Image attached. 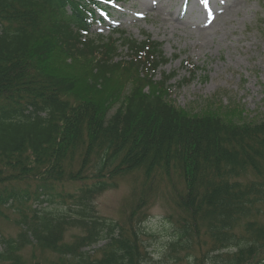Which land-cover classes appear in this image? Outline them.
I'll list each match as a JSON object with an SVG mask.
<instances>
[{
    "label": "trees",
    "instance_id": "trees-1",
    "mask_svg": "<svg viewBox=\"0 0 264 264\" xmlns=\"http://www.w3.org/2000/svg\"><path fill=\"white\" fill-rule=\"evenodd\" d=\"M112 1L0 0V209L32 202L19 236L2 237L0 261L20 263L35 242L58 254L51 264H147L141 225L165 192L162 264H264V116L179 105L177 72L155 79L168 59L160 41L93 31ZM63 57L88 64L81 89ZM116 76L128 80L110 87ZM128 176L124 221L101 215L96 196ZM70 228L81 232L65 241Z\"/></svg>",
    "mask_w": 264,
    "mask_h": 264
},
{
    "label": "rangeland",
    "instance_id": "rangeland-1",
    "mask_svg": "<svg viewBox=\"0 0 264 264\" xmlns=\"http://www.w3.org/2000/svg\"><path fill=\"white\" fill-rule=\"evenodd\" d=\"M111 5L113 12L106 23L95 24L93 31L103 36L125 34L138 39L149 34L160 41L168 59L156 71L155 79L160 80L173 70L177 72L170 82L172 96L179 105L194 112L212 101L219 105L215 113L228 118L238 114L250 118L264 116V0H207V4L204 0H119L112 1ZM109 24H115L117 29L112 32ZM121 50L128 52L126 46ZM58 67L63 73L76 76L81 89L88 74L86 62L63 57ZM118 77L110 87L128 80L127 76ZM130 84L129 81L127 85ZM68 97L76 101V94ZM95 98L102 99L101 96ZM227 101L237 102L234 110H226ZM133 186L134 179L128 176L118 186L98 194L94 201L99 213L124 221ZM70 188L72 186L64 191H71ZM29 203L18 208L1 206L0 250L2 237L19 236L22 228L16 220L31 213ZM171 204L165 192H160L151 202L148 216L141 225L146 231L142 238L148 250L147 264H162L164 260L172 232L167 218L172 212ZM260 219L264 221V212ZM79 232V228L68 229L65 241H73ZM103 243L101 240L93 244L91 251ZM57 258L52 248L31 242L20 249L18 264H51ZM0 264L11 263L0 261Z\"/></svg>",
    "mask_w": 264,
    "mask_h": 264
},
{
    "label": "snow or ice",
    "instance_id": "snow-or-ice-1",
    "mask_svg": "<svg viewBox=\"0 0 264 264\" xmlns=\"http://www.w3.org/2000/svg\"><path fill=\"white\" fill-rule=\"evenodd\" d=\"M204 3L207 4V0H204Z\"/></svg>",
    "mask_w": 264,
    "mask_h": 264
}]
</instances>
